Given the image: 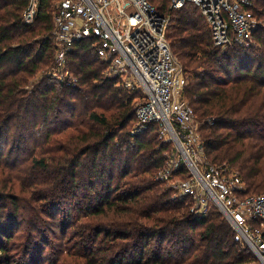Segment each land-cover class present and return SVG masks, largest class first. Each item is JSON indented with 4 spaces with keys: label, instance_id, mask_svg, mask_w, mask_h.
<instances>
[{
    "label": "trees",
    "instance_id": "16d2710c",
    "mask_svg": "<svg viewBox=\"0 0 264 264\" xmlns=\"http://www.w3.org/2000/svg\"><path fill=\"white\" fill-rule=\"evenodd\" d=\"M55 1L27 23L30 0H0V264L251 262L222 213L194 214L156 178L173 146L156 122L132 134L142 94L108 75L91 39L67 54L73 76L35 80L54 67ZM150 1L171 16L208 160L264 194V26L222 48L195 4ZM254 10L264 21V0Z\"/></svg>",
    "mask_w": 264,
    "mask_h": 264
},
{
    "label": "built area",
    "instance_id": "2783aa9c",
    "mask_svg": "<svg viewBox=\"0 0 264 264\" xmlns=\"http://www.w3.org/2000/svg\"><path fill=\"white\" fill-rule=\"evenodd\" d=\"M38 1L30 0L27 23L35 20ZM187 3L201 10L214 44L222 48L248 45L264 26L254 10L255 0H170V9ZM170 20L150 0H59L52 37L56 71L66 67L75 43L91 39L108 63V75L142 94L132 134L156 122L160 138L173 146L156 178L169 186L173 199L191 202L194 214L208 216L217 209L236 241L264 264V194L248 192L231 166L208 160L201 122L185 97L187 76L167 39Z\"/></svg>",
    "mask_w": 264,
    "mask_h": 264
},
{
    "label": "rangeland",
    "instance_id": "374dc122",
    "mask_svg": "<svg viewBox=\"0 0 264 264\" xmlns=\"http://www.w3.org/2000/svg\"><path fill=\"white\" fill-rule=\"evenodd\" d=\"M57 1V0H56ZM54 2V3H57L58 4V2ZM54 58V67H51V68H49V70L47 71V72H44V71H46V70H43V71H41V72H39L38 74H37V76L35 77V80H38V79H40L44 74H47L49 71H51V74H53L52 76L53 77H58L59 79H64L66 76H70V75H72L73 76V70H72V68H70L69 69V67H68V64H67V66L66 67H64L63 69H61V70H57L56 71V66H57V62H56V56H54L53 57ZM179 61V60H178ZM181 64V63H180ZM73 71V72H72ZM53 72H56V74H57V76H56V74H54ZM58 240H56L55 242H57ZM48 251H49V248H47L46 249V251H45V253H44V259H47V257H48ZM17 257H18V261H20L22 258H20V255H17ZM21 257H22V255H21ZM30 257V256H29ZM42 256L40 255V258H41ZM252 258H253V260H251V262H249V263H245V264H258V260L256 259V257L254 256V255H252ZM35 259H36V257H35ZM32 260V259H31ZM29 261V260H28ZM22 262V261H21ZM39 261H37V263H38ZM43 261H40L39 262V264H41ZM20 263V262H19ZM48 262H46L45 264H47ZM27 264V263H26Z\"/></svg>",
    "mask_w": 264,
    "mask_h": 264
}]
</instances>
